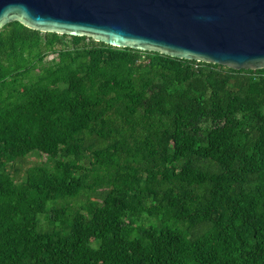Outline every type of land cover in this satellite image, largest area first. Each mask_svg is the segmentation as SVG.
Returning a JSON list of instances; mask_svg holds the SVG:
<instances>
[{"label":"trees","instance_id":"16d2710c","mask_svg":"<svg viewBox=\"0 0 264 264\" xmlns=\"http://www.w3.org/2000/svg\"><path fill=\"white\" fill-rule=\"evenodd\" d=\"M0 264H264V68L2 25Z\"/></svg>","mask_w":264,"mask_h":264},{"label":"water","instance_id":"95a60500","mask_svg":"<svg viewBox=\"0 0 264 264\" xmlns=\"http://www.w3.org/2000/svg\"><path fill=\"white\" fill-rule=\"evenodd\" d=\"M13 20L115 47L264 68V0H0V27Z\"/></svg>","mask_w":264,"mask_h":264},{"label":"rangeland","instance_id":"374dc122","mask_svg":"<svg viewBox=\"0 0 264 264\" xmlns=\"http://www.w3.org/2000/svg\"><path fill=\"white\" fill-rule=\"evenodd\" d=\"M40 160H41V158H39L38 155L31 153L25 158L23 166L28 167V166H31L33 164L40 163L41 162ZM42 217H44V215L41 216L40 218H42Z\"/></svg>","mask_w":264,"mask_h":264}]
</instances>
